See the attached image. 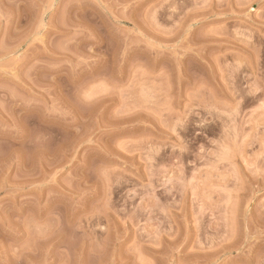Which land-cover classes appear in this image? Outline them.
Wrapping results in <instances>:
<instances>
[{"label": "rangeland", "instance_id": "374dc122", "mask_svg": "<svg viewBox=\"0 0 264 264\" xmlns=\"http://www.w3.org/2000/svg\"><path fill=\"white\" fill-rule=\"evenodd\" d=\"M0 264H264V0H0Z\"/></svg>", "mask_w": 264, "mask_h": 264}]
</instances>
